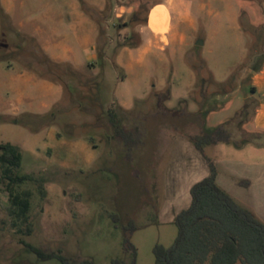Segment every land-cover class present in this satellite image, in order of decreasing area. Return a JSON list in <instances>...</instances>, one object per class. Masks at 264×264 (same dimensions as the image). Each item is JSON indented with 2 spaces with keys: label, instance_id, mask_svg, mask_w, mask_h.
<instances>
[{
  "label": "rangeland",
  "instance_id": "rangeland-1",
  "mask_svg": "<svg viewBox=\"0 0 264 264\" xmlns=\"http://www.w3.org/2000/svg\"><path fill=\"white\" fill-rule=\"evenodd\" d=\"M243 1L246 52L240 51L246 38L237 29L238 20L201 17L182 21L180 36L170 45L156 42L145 64L128 57L120 65L122 50L143 44L139 28L152 3L107 0L103 12H92L99 37L96 49L91 45L78 51L86 64L79 70L52 63L32 28L18 30L0 16V98L9 64L16 61L61 85L58 93L28 85L29 109L18 116L0 114V144L22 150L17 173L45 178L16 187L30 192L31 202L28 222L17 227L0 181V264H62L40 259L22 240L96 264H130L123 231L130 221L138 226L131 238L136 264H155L154 248L173 245L178 227L169 219L185 209L187 188L207 162L188 136L212 132L232 119L249 121L259 104L253 76L264 58V0ZM200 40L203 45L197 44ZM90 57L94 67L88 65ZM252 141L205 148V156L216 160L228 180L229 194L231 176L238 178L231 174V160L250 162L257 147ZM27 226L30 235L18 233Z\"/></svg>",
  "mask_w": 264,
  "mask_h": 264
},
{
  "label": "crops",
  "instance_id": "crops-1",
  "mask_svg": "<svg viewBox=\"0 0 264 264\" xmlns=\"http://www.w3.org/2000/svg\"><path fill=\"white\" fill-rule=\"evenodd\" d=\"M147 1L152 5L149 7L145 24L139 28L143 44L136 48L126 47L122 50L117 58L118 64L123 65V60L128 57L130 61L137 59L138 64H145V60L156 51L158 45L156 42L162 41L165 45H170L180 36L182 21H197L201 17L217 22L221 17L231 15L233 22L238 20L237 29L241 37L246 38L240 51L246 52L247 36L241 25V13L246 3L243 0ZM106 5L107 0H0V16L2 15L5 22L18 30L32 28L33 36L39 39L42 50L52 63H66L73 69L79 70L86 64L80 62L78 51H85L91 45L96 49L97 40L95 39L99 37V26L92 12L101 13ZM154 11H157L156 29L152 25ZM163 19H165V25L162 23ZM88 60V65L94 67V57ZM9 68L10 77L6 83L7 89L4 97L0 98L3 102L0 104L2 115L18 116L22 114L24 108L29 109L26 92L28 85L42 86L55 93L61 90L59 83L41 77L20 62L10 63ZM253 90L254 96L259 98V104L249 121H245L242 125L241 132L258 135L255 142L257 147L253 148L250 153V162L231 160V174L237 173L238 176L237 179L231 176V195L243 207L255 210L262 218L260 220L264 222V159H262L264 158L262 144L264 137V58L260 69L253 76ZM26 112L34 115L45 113ZM201 155L202 159L207 161L206 154ZM225 162L229 168L230 163L226 160ZM206 163H203L202 173L187 188L189 200L184 208L190 205L191 187L209 174ZM214 163L218 170L217 181L225 189L228 187V180L216 160ZM179 212L174 213L169 221L173 222Z\"/></svg>",
  "mask_w": 264,
  "mask_h": 264
},
{
  "label": "trees",
  "instance_id": "trees-1",
  "mask_svg": "<svg viewBox=\"0 0 264 264\" xmlns=\"http://www.w3.org/2000/svg\"><path fill=\"white\" fill-rule=\"evenodd\" d=\"M241 25L245 32L249 31L244 24ZM261 39L262 34L259 33L257 41ZM3 48L0 41V53ZM234 121L232 119L217 126L212 132L189 135L188 139L203 155L207 146L233 144L241 147L246 140H253L255 144L258 135L241 132L245 122ZM115 123L113 120L112 124ZM22 158V150L17 144H0V181L5 184L10 196L14 227L28 222L31 207L30 192L20 193L16 187L27 181H45L44 177L18 174ZM206 160L209 174L191 187L190 205L175 216L173 223L178 227V235L173 245L170 248L162 245L154 248L155 264H264V222L219 185L215 163L208 157ZM113 218L118 224L119 216L114 215ZM137 230L138 226L133 221L123 227L124 247L131 254L130 264H136L137 249L131 238ZM23 232L30 235L31 226H27L26 230L18 229V233ZM21 242L42 260L58 259L62 264H96L91 258L69 257L62 251L48 252L23 240ZM113 263L126 264L120 260Z\"/></svg>",
  "mask_w": 264,
  "mask_h": 264
},
{
  "label": "bare ground",
  "instance_id": "bare-ground-1",
  "mask_svg": "<svg viewBox=\"0 0 264 264\" xmlns=\"http://www.w3.org/2000/svg\"><path fill=\"white\" fill-rule=\"evenodd\" d=\"M156 13H157V11H154V14H153V16H152V25H153V27L156 29L157 28V19H156ZM165 19H163L162 20V23L165 25V21H164Z\"/></svg>",
  "mask_w": 264,
  "mask_h": 264
},
{
  "label": "water",
  "instance_id": "water-1",
  "mask_svg": "<svg viewBox=\"0 0 264 264\" xmlns=\"http://www.w3.org/2000/svg\"><path fill=\"white\" fill-rule=\"evenodd\" d=\"M198 45H203V41H198V43H197Z\"/></svg>",
  "mask_w": 264,
  "mask_h": 264
}]
</instances>
